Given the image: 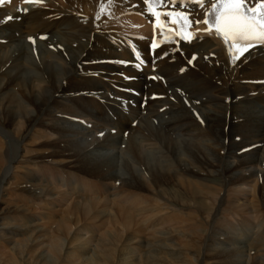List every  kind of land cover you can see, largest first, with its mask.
<instances>
[{
  "label": "bare ground",
  "instance_id": "bare-ground-1",
  "mask_svg": "<svg viewBox=\"0 0 264 264\" xmlns=\"http://www.w3.org/2000/svg\"><path fill=\"white\" fill-rule=\"evenodd\" d=\"M129 1L140 10L139 0ZM18 3L0 0V264H264V203L256 209L257 188L264 196V165L259 185V149L235 154L264 137V113L243 134L255 123L259 103L264 107V84L238 83L264 79V63L229 68L223 57L205 58L192 48L187 54L195 52L199 72L180 73L185 62L161 59L157 70L168 86L140 79L125 86L165 98L148 97L142 107V95L134 96L122 110L111 84L121 78L109 73L121 67L90 61L126 52L115 46L99 52L96 40L108 44L105 29L93 44L82 42L97 21L78 10L90 6L105 16L126 7V0H76L56 23L22 14ZM37 31L53 34L42 38ZM176 85L199 103L180 96ZM99 103L107 105L105 114ZM60 113L86 117L93 127ZM40 126L56 138L45 148L36 146L33 133ZM106 128L115 131L97 136ZM44 149L82 173L59 174ZM65 155L70 160L60 161ZM85 174L97 176L89 182L97 186L93 201H73ZM24 182L31 187H21Z\"/></svg>",
  "mask_w": 264,
  "mask_h": 264
},
{
  "label": "snow or ice",
  "instance_id": "snow-or-ice-1",
  "mask_svg": "<svg viewBox=\"0 0 264 264\" xmlns=\"http://www.w3.org/2000/svg\"><path fill=\"white\" fill-rule=\"evenodd\" d=\"M25 2H37V0H25ZM112 2L113 0H109V3ZM163 2L164 0H155L160 6H163ZM171 2L175 3L176 0ZM196 2L202 5L205 0H196ZM209 2L211 10L203 21H190L183 13H176L182 21L181 27H190L193 23L199 25L202 22L209 25L205 31L215 27L216 34L228 45L233 62L252 47L254 42L264 43V0H255L252 6H249L248 0H209ZM145 3L148 4L149 0H145ZM161 15L171 17L173 12L169 11ZM191 35L195 38L194 33ZM136 55L139 58L138 54Z\"/></svg>",
  "mask_w": 264,
  "mask_h": 264
},
{
  "label": "rangeland",
  "instance_id": "rangeland-1",
  "mask_svg": "<svg viewBox=\"0 0 264 264\" xmlns=\"http://www.w3.org/2000/svg\"><path fill=\"white\" fill-rule=\"evenodd\" d=\"M207 95L210 98L209 91H208ZM209 105L212 108H216V107H214V106H212L210 104V101H209ZM216 109H218V108H216ZM218 111H220V110L218 109ZM263 113H264V107H263V105H261L259 103V114H258V117H257L255 123L252 126H250L247 129H245L243 131V134L245 133L246 130L253 128L259 122L260 117H261V115ZM47 124L52 125L54 123L51 122V121H49ZM38 132L41 133V134H37ZM33 133L38 137V142H37V145H36L38 147L45 148L44 146H46L47 143L52 142V141H54L56 139L54 137V135L48 130V128H46V126H40L38 128H35L34 131H33ZM232 135H234V131H232ZM45 139H47V142L43 143V140H45ZM45 151H47L48 154L44 153ZM52 151H53L52 149H44L43 154L50 159V164L58 170L59 174H62V175H74V176H76L78 173H82L81 171H79L77 169H72L71 167H67L65 165H63V166L59 165L58 162H56V160H54V158H51L50 154H51ZM59 160L60 161L65 160L66 162H68L70 160V158H68V155H65L64 157L59 158ZM215 175L218 176V173H216ZM86 178H87V181L81 187L79 186V189H80L79 190V193H80V195L78 197H75L73 199V201H76L77 200L80 203H84V202H88V201H93V196H92V192L93 191H92V188H97V186L94 184V182H91V183H89V182L92 181V180L95 181L96 178H97V176L86 175ZM215 180H217V178H214V181ZM215 185L217 186V183ZM8 202L13 203V202H11L9 200V198H8ZM52 228H55V226L53 225ZM145 235L148 236L149 235V232H145Z\"/></svg>",
  "mask_w": 264,
  "mask_h": 264
}]
</instances>
